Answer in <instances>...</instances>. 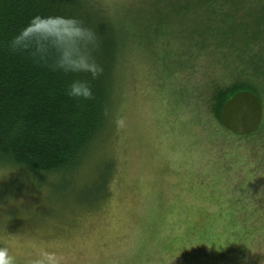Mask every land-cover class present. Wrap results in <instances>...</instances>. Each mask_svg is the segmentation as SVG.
Segmentation results:
<instances>
[{
  "label": "rangeland",
  "instance_id": "rangeland-1",
  "mask_svg": "<svg viewBox=\"0 0 264 264\" xmlns=\"http://www.w3.org/2000/svg\"><path fill=\"white\" fill-rule=\"evenodd\" d=\"M94 1L135 22L143 45L80 166L41 174L0 161V252L14 264H264V147L248 156L243 142L232 157L208 127L214 73L187 37L204 11L194 0ZM174 9L170 31L143 34Z\"/></svg>",
  "mask_w": 264,
  "mask_h": 264
},
{
  "label": "trees",
  "instance_id": "trees-1",
  "mask_svg": "<svg viewBox=\"0 0 264 264\" xmlns=\"http://www.w3.org/2000/svg\"><path fill=\"white\" fill-rule=\"evenodd\" d=\"M194 7L204 11V18L195 19L188 46L195 59L207 52L205 67L214 73L209 97L214 117L204 113L208 127L232 146V157L242 156L238 151L248 142L253 147L246 150L249 156L264 147V117L257 132L240 137L223 128L220 113L235 93L250 91L264 114V0H194ZM175 15L176 9L143 34L158 31L160 23L168 24L170 31ZM129 20L94 0H0V161L41 174L69 172L81 165L108 127L120 69L133 48L143 45H135L141 34ZM37 24L49 25L53 30L46 31L69 49L83 47L74 36V24L93 30L98 39L87 51L99 67L97 75L54 69L59 43L54 40L38 42L36 52L12 51L11 38ZM178 32L182 34L177 30L174 35L180 36ZM74 79L90 82V98L67 95ZM198 91L192 93L196 100L202 97ZM195 108L202 115L206 107ZM245 214L251 221L253 213Z\"/></svg>",
  "mask_w": 264,
  "mask_h": 264
},
{
  "label": "clouds",
  "instance_id": "clouds-1",
  "mask_svg": "<svg viewBox=\"0 0 264 264\" xmlns=\"http://www.w3.org/2000/svg\"><path fill=\"white\" fill-rule=\"evenodd\" d=\"M74 36L78 38L83 47L69 49L59 42L55 34L44 29H38L32 25L24 28L9 41L12 51L32 50L37 51L36 44L43 41H57V55L53 67L56 70L72 73H88L95 77L99 72L98 65L87 51V46L94 44L98 37L96 33L86 26H76L74 24ZM67 95L74 98L88 99L92 96V88L87 79H74L67 85ZM0 264H14V260L6 252H0ZM54 264V261L51 262Z\"/></svg>",
  "mask_w": 264,
  "mask_h": 264
},
{
  "label": "water",
  "instance_id": "water-1",
  "mask_svg": "<svg viewBox=\"0 0 264 264\" xmlns=\"http://www.w3.org/2000/svg\"><path fill=\"white\" fill-rule=\"evenodd\" d=\"M263 117L259 98L250 91H239L224 103L220 123L231 134L242 137L257 132Z\"/></svg>",
  "mask_w": 264,
  "mask_h": 264
},
{
  "label": "snow or ice",
  "instance_id": "snow-or-ice-1",
  "mask_svg": "<svg viewBox=\"0 0 264 264\" xmlns=\"http://www.w3.org/2000/svg\"><path fill=\"white\" fill-rule=\"evenodd\" d=\"M36 28H38V29H44V30H47V31H52L53 30L47 24H37L36 25ZM65 31H68V29H65ZM73 31H74V29H73Z\"/></svg>",
  "mask_w": 264,
  "mask_h": 264
}]
</instances>
